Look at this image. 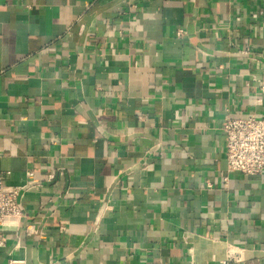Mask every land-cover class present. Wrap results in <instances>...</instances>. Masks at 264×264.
I'll return each instance as SVG.
<instances>
[{
	"label": "crops",
	"instance_id": "crops-1",
	"mask_svg": "<svg viewBox=\"0 0 264 264\" xmlns=\"http://www.w3.org/2000/svg\"><path fill=\"white\" fill-rule=\"evenodd\" d=\"M228 115L264 117V0H0V173L36 182L0 264H264Z\"/></svg>",
	"mask_w": 264,
	"mask_h": 264
},
{
	"label": "built area",
	"instance_id": "built-area-1",
	"mask_svg": "<svg viewBox=\"0 0 264 264\" xmlns=\"http://www.w3.org/2000/svg\"><path fill=\"white\" fill-rule=\"evenodd\" d=\"M227 135L226 160L227 170L245 175H260L264 173V117L255 115L245 117L227 116L224 124ZM29 176L34 172L28 171ZM63 167L48 174L45 183L56 182L65 177ZM36 182L30 180L24 185L7 183L6 175L0 173V226L8 220H21L25 217L23 199L26 192ZM42 185V183H39ZM64 189L62 196H66ZM230 259L218 264H229Z\"/></svg>",
	"mask_w": 264,
	"mask_h": 264
}]
</instances>
